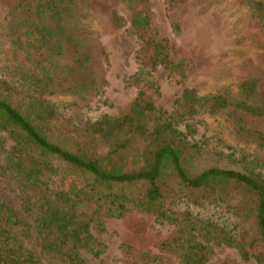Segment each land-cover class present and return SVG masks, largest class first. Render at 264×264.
Masks as SVG:
<instances>
[{
    "label": "rangeland",
    "instance_id": "obj_1",
    "mask_svg": "<svg viewBox=\"0 0 264 264\" xmlns=\"http://www.w3.org/2000/svg\"><path fill=\"white\" fill-rule=\"evenodd\" d=\"M53 2L59 3L60 15L51 11ZM128 2L133 1L0 0V81L33 94L31 76L52 77V88L44 98L72 126L80 127L105 115L124 116L143 92L156 106L154 118L173 123L186 135L191 174L214 167L246 171L253 159H259L262 167L250 163L251 168L264 173V148L240 136L234 121L239 114L250 131L264 134V117L247 116L234 106L242 100L241 83L252 77L259 80V96L252 102L264 103V31L248 0L145 1L151 10L152 30L173 48L171 59L187 60L183 82L171 77L165 66L142 67L139 56L144 54L143 43L133 31L134 9ZM114 10L128 25L113 24ZM40 27L49 32L43 69L35 65L30 47L32 33ZM185 89L201 97L224 95L232 105L216 114L203 107L193 117L184 116L179 100ZM17 145L11 133L0 130V198L27 211L16 176L22 171ZM8 157L16 169L6 175ZM66 171L60 176L45 174L42 191L51 199ZM30 193L39 195L35 190ZM166 198L167 206L177 214L172 221L137 210L120 219L107 217L102 211L104 228L94 227V233L104 251L98 257L84 251L83 257L89 264H184L180 251L167 247L192 239L205 247L201 255L205 256L204 264H256L243 260L237 249L213 242L204 231L212 224L233 235L240 236L244 230L255 235V227L237 217L230 205L187 201L173 179ZM85 204L79 210L82 216L98 208ZM187 212L192 216L190 227Z\"/></svg>",
    "mask_w": 264,
    "mask_h": 264
},
{
    "label": "trees",
    "instance_id": "obj_2",
    "mask_svg": "<svg viewBox=\"0 0 264 264\" xmlns=\"http://www.w3.org/2000/svg\"><path fill=\"white\" fill-rule=\"evenodd\" d=\"M132 1L128 2L134 9L131 25L143 43L144 54L139 56L142 67L150 70L165 66L171 77L183 82L187 60L171 59L173 48L169 41L158 38L151 28L148 2ZM248 3L264 31V0ZM58 5H51L54 15L61 14ZM112 21L116 27L128 25L117 10L112 12ZM48 37L46 27L36 29L31 36L34 63L40 69L46 61ZM30 81L34 95L0 81V130L8 131L18 142L16 151L22 171L16 176L26 199L24 207H28L21 211L0 198V264H89L84 251L98 257L105 248L94 233V227L104 228L102 211L118 219L137 210L173 220L177 214L166 204L172 179L187 201L198 205L228 204L237 217L253 225L255 235L247 230L240 236L233 235L225 227L212 224L204 231L213 242L237 249L243 260L264 264V173L250 164L261 168L259 159L250 161L246 171L214 167L191 174L186 135L173 123L154 118L156 106L143 92L124 116L105 115L80 127L72 126L44 98L52 88V77L31 76ZM240 91L242 100L234 104L235 108L250 117H264V103L252 102L259 96V80L246 79ZM179 104L182 115L189 117L196 115L199 108L209 107L210 113L216 114L232 105L224 95L201 97L188 89ZM234 121L240 136L264 148L263 133L250 131L239 114ZM7 163L9 169L3 174H13L16 166H11V157ZM64 169L67 171L51 199L42 191L45 174L60 176ZM32 190L39 195L31 194ZM85 203L98 208L82 216L79 210L87 206ZM186 215L190 227L191 213ZM167 248L179 250L184 264H204L205 256L201 255L205 247L194 244L192 239Z\"/></svg>",
    "mask_w": 264,
    "mask_h": 264
}]
</instances>
